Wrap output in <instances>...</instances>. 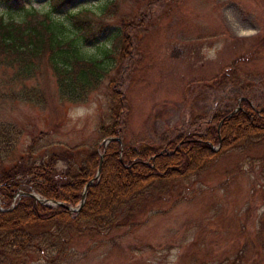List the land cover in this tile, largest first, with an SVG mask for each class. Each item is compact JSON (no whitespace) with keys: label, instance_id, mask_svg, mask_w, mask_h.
Instances as JSON below:
<instances>
[{"label":"rangeland","instance_id":"374dc122","mask_svg":"<svg viewBox=\"0 0 264 264\" xmlns=\"http://www.w3.org/2000/svg\"><path fill=\"white\" fill-rule=\"evenodd\" d=\"M92 2L24 5L75 9ZM18 3L0 0V8L14 15ZM109 3L113 10L99 25V37L108 46L121 29L129 44H120L115 67L84 104L95 105L91 115L68 118L79 105L59 101L45 62L35 78L21 83H10L13 73L0 69V129L20 133L13 159L34 146L36 162L74 148L77 160L102 146L99 126L110 122L114 90L123 94V144L137 149H165L182 137H198L214 118L241 109L240 99L264 106V0H100L91 9ZM87 53L99 54L95 41ZM23 91L44 100H17ZM8 147L1 146L0 162ZM263 220L264 141L251 139L198 174L133 202L106 230L81 228L64 254L46 250L0 264H264Z\"/></svg>","mask_w":264,"mask_h":264},{"label":"trees","instance_id":"16d2710c","mask_svg":"<svg viewBox=\"0 0 264 264\" xmlns=\"http://www.w3.org/2000/svg\"><path fill=\"white\" fill-rule=\"evenodd\" d=\"M50 1L54 8H59L69 0ZM7 2L4 5L10 8ZM18 5L20 9L14 15L0 18V69L13 73L10 83H21L35 78L45 62L54 78L59 101L85 104L115 67L120 44L123 48L129 44L121 29L112 34L108 46L99 37L103 28L99 25L113 10L109 9L112 4L103 5L97 11L100 14L94 9H81L74 14H70L72 9H52L53 14L67 17V22L53 21L37 9H26L24 0H19ZM19 13L22 18L16 19L15 14ZM92 41L97 43L98 55L87 53ZM112 93L110 122L99 126L104 139L121 137L123 94L116 90ZM17 100L38 105L44 97L23 91ZM232 112L214 118L198 137H182L165 149H137L112 142L106 148L103 144L93 147L77 160L74 148L36 162L34 146L18 160L13 159L20 133L1 128L0 148L9 147L8 155L0 162V263L10 256L46 250L64 254L72 235L81 228L104 231L133 202L153 191L165 190L171 181L198 174L240 143L251 139L264 141V106L255 107L244 100L241 109L234 115ZM213 146H218L219 151H212ZM102 150L100 179L88 188L80 213L45 206L21 195L35 193L42 199L75 208L82 202L85 186L97 176ZM60 163L64 168L58 170ZM260 225L264 231V220Z\"/></svg>","mask_w":264,"mask_h":264},{"label":"clouds","instance_id":"9594fccd","mask_svg":"<svg viewBox=\"0 0 264 264\" xmlns=\"http://www.w3.org/2000/svg\"><path fill=\"white\" fill-rule=\"evenodd\" d=\"M99 3H100V0H93L92 3L84 4L75 9H72L70 14L77 13L81 9H91L93 8V6L98 5ZM26 9H46V11L43 12V14L49 16L51 20L53 21L65 20L67 22V17L53 14L52 6L50 4L38 5V4L32 3L31 5L26 6ZM8 14L9 12L7 10L0 8V18L7 17ZM97 14H100V13L97 12ZM15 18L21 19L22 18L21 13L15 14ZM68 23H69V27H71L72 29L70 22ZM94 108H95V105H93L91 109L84 104H81L79 106H74L68 111L67 116L70 120L76 121V120H79V119H82V118H85L91 115Z\"/></svg>","mask_w":264,"mask_h":264},{"label":"water","instance_id":"95a60500","mask_svg":"<svg viewBox=\"0 0 264 264\" xmlns=\"http://www.w3.org/2000/svg\"><path fill=\"white\" fill-rule=\"evenodd\" d=\"M244 99H240L239 100V105L241 104V102L243 101ZM240 109H236L235 111L232 112L231 115H234L236 112H238ZM112 142H117V143H120L122 146H123V140H122V137H109V138H106L104 141H103V145L105 146V148ZM212 150L214 152H217L219 149H214L212 148ZM103 156H101V161H100V164H99V168H98V173H97V176L95 177V179H93L92 181H90L86 186H85V189H84V192H83V195H82V202L80 204V206H78L77 208H71V207H68L67 205L61 203V202H57V201H53V200H45V199H42L40 198L37 194L35 193H21V195H24V196H28V197H31L33 198L34 200H36L38 203L42 204V205H45V206H59L65 210H68L70 213H78L80 212V210L84 207L85 205V201H86V196H87V190L88 188L93 185V183L95 181H98L100 179V172H101V168H102V164H103Z\"/></svg>","mask_w":264,"mask_h":264}]
</instances>
